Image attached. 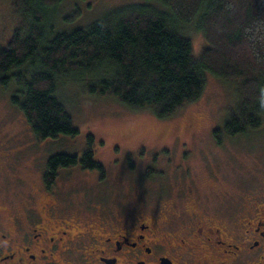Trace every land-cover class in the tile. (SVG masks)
Wrapping results in <instances>:
<instances>
[{
    "label": "trees",
    "instance_id": "1",
    "mask_svg": "<svg viewBox=\"0 0 264 264\" xmlns=\"http://www.w3.org/2000/svg\"><path fill=\"white\" fill-rule=\"evenodd\" d=\"M57 6L58 0H13L22 24L5 47L0 45V85H14L12 103L37 142L78 135L57 89L63 80L93 74L100 80L90 94L114 98L132 112H151L161 121L197 102L210 74L236 87V114L224 129L228 138L260 129L264 0H142L70 33L56 31L49 22ZM73 15L67 23L76 19ZM189 32L206 42L198 58ZM92 141L89 137L88 147ZM77 166L103 170L86 149L80 159L47 160L44 180L49 185L58 171Z\"/></svg>",
    "mask_w": 264,
    "mask_h": 264
},
{
    "label": "flooded vegetation",
    "instance_id": "2",
    "mask_svg": "<svg viewBox=\"0 0 264 264\" xmlns=\"http://www.w3.org/2000/svg\"><path fill=\"white\" fill-rule=\"evenodd\" d=\"M58 155L82 153L45 160ZM158 159L139 170L125 157L118 172H135L136 186L127 194L104 168L62 169L48 185L45 164L28 193L0 188V264H264V185L238 189L214 170L191 177L184 163ZM74 170L93 177L89 186L60 179ZM196 177L215 191L195 197L174 188Z\"/></svg>",
    "mask_w": 264,
    "mask_h": 264
},
{
    "label": "rangeland",
    "instance_id": "3",
    "mask_svg": "<svg viewBox=\"0 0 264 264\" xmlns=\"http://www.w3.org/2000/svg\"><path fill=\"white\" fill-rule=\"evenodd\" d=\"M142 0H58V6L49 21L56 31L68 33L87 29L110 11L140 3ZM74 14V15H73ZM75 17L71 23L66 18ZM13 0H0V45L5 47L15 29L22 24ZM193 56L198 58L206 48L204 39L189 32ZM98 73V72H97ZM101 75V74H100ZM100 80L97 74L61 81L57 98L66 107L78 135L37 142L23 114L12 103L14 85H0V166L8 174L0 176V188L24 189L37 183L43 171L45 158L50 154L75 155L90 147L95 160L108 172L110 183L119 181L123 193L136 187L132 175L118 172L125 157L133 156L138 169L159 155L158 162L171 161L185 164L191 177L210 169L219 175L234 178L238 189L252 184L256 189L264 185V117L260 129L231 140L225 133V124L236 114V87L206 74L202 97L186 105L167 120L156 119L151 112H132L114 98H101L88 92ZM217 132V137L214 135ZM168 154H164V152ZM144 153L141 157V154ZM114 162V163H113ZM117 162V163H116ZM116 163V164H115ZM157 169L159 166L154 165ZM69 184L89 186L93 177L78 170L61 176ZM174 186V185H173ZM215 183L196 177L192 183L175 184L192 190L198 197L213 193ZM127 194V193H125Z\"/></svg>",
    "mask_w": 264,
    "mask_h": 264
}]
</instances>
